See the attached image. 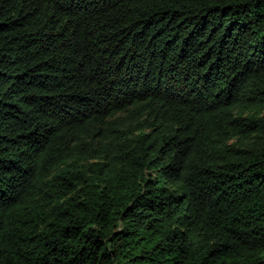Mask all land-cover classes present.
I'll return each mask as SVG.
<instances>
[{"label": "trees", "instance_id": "obj_1", "mask_svg": "<svg viewBox=\"0 0 264 264\" xmlns=\"http://www.w3.org/2000/svg\"><path fill=\"white\" fill-rule=\"evenodd\" d=\"M0 264H264V0H0Z\"/></svg>", "mask_w": 264, "mask_h": 264}]
</instances>
